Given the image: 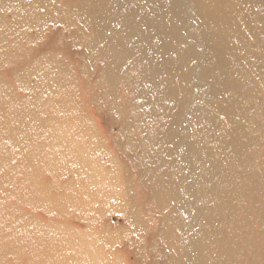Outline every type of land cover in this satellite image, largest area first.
I'll use <instances>...</instances> for the list:
<instances>
[{"label":"bare ground","instance_id":"obj_1","mask_svg":"<svg viewBox=\"0 0 264 264\" xmlns=\"http://www.w3.org/2000/svg\"><path fill=\"white\" fill-rule=\"evenodd\" d=\"M162 1L136 0L130 14L118 0L64 10L60 0H0V264H102L91 253H120L125 264L123 253L149 251L152 234L162 257L169 253L164 264H203L201 253H264V52L248 50L261 31L263 2ZM184 10L192 21L187 39ZM75 23V32L52 30ZM79 43L86 53L72 51ZM94 63L95 93L80 84ZM203 81L210 85L199 105ZM124 83L142 102L122 117L143 110L119 125L113 143L92 108L108 99L114 110ZM244 97V117L260 126L256 136L237 121ZM208 106L226 120L217 124ZM135 132L151 137L153 153L138 155L146 164L134 179L135 166L126 167L120 152L131 150ZM181 187L190 204L182 238ZM152 208L167 213L155 219ZM117 215L125 224L109 226Z\"/></svg>","mask_w":264,"mask_h":264},{"label":"rangeland","instance_id":"obj_2","mask_svg":"<svg viewBox=\"0 0 264 264\" xmlns=\"http://www.w3.org/2000/svg\"><path fill=\"white\" fill-rule=\"evenodd\" d=\"M60 1L61 2H60L59 6H60V9H62V10L65 9V7H64L65 3L70 4V5L82 4L85 7V9H86V6L89 8V6L92 3V0H60ZM166 1L167 0H163L160 3V6H163ZM260 1H262L263 5H264V0H260ZM180 2H184V0H180ZM115 6H117V4H115ZM136 6H137L136 0H120V1L118 0V10H122V11L124 10L130 14H133ZM26 11H28V10H26ZM142 12H145L144 14H147V12H148L147 8L145 11L142 10ZM258 12H259V15H261L264 12V8L259 9ZM189 13L190 12H185V10H184V13L181 14V16L183 17V20H184L183 26L185 27L182 31H185V33H186L187 29L190 28V25L192 22L191 16ZM263 15H264V13H263ZM150 17L151 16L140 17V18L143 20V18H150ZM8 18H10V15H8ZM169 18L171 20L173 19L172 16H170ZM53 26H55L57 29L53 28L52 30H60L59 32H62V33H64V31H69V30H72V32L73 31L75 32L76 28H81L78 24H76V26H73L67 30L64 29L63 26H59L57 24H54ZM254 27L256 28V24H254ZM257 31H255L254 37L250 38V40H249V42H250L249 44H251V47L248 50H251L250 53L256 52L257 54H260V53L264 52V21L262 22L261 31L260 32H257ZM53 33H52V37L55 36V34H53ZM186 34L187 35H185V39L188 38L189 32H187ZM195 41L198 44L199 38ZM196 43L194 42V44H196ZM76 45L77 46H74L72 51L79 52L82 50L79 53H82V52L86 53L87 48H86L85 44L79 43ZM96 46H97V44L95 45L94 43L91 45V47H90L92 50L91 54L93 52H95V49H97ZM76 48H80L81 50H78ZM197 49H198L199 53L201 54L202 52H200V50L203 51L202 50L203 46L201 45V47H198ZM53 50L57 51V52L61 51L62 54H66V49L63 46H55V48H53ZM131 52H134V49H131V51L128 53V56H127L128 58H129V56H131L130 55ZM126 60H127V58L125 59V62H126ZM129 60H130V58H129ZM96 64H97V67H92L89 65L87 67V70L89 69V71H90V74L88 75L89 80L87 81V83H85L83 79H80V84L83 86L84 85L87 86V88L90 89V92H93V93H95L96 87H97L96 86V75H94V74L99 73V69H100L99 63H94V65H96ZM212 65L214 66V64H212ZM194 68H195V70L194 69L192 70L193 75L196 74V72L200 68V65L196 66ZM130 71H132V69H130ZM132 72H131V74L133 75V77H135L137 75V71H132ZM130 76L131 75H129V79H130ZM195 79H196V77H195ZM251 80L254 81L255 87H257V88L261 87L260 81L255 76H252ZM209 85H210V83L207 81H203L202 85L200 84V86H202V87L199 88V91H198L199 94L197 95V99H195V102L197 100L199 105L205 102V98L208 94ZM143 89H144V91L148 90V88H143ZM129 90H131V89H127V86L125 85V83L123 84V87L118 88V94L119 95L116 99L114 110L112 109L113 106L110 105V101H108V99H107V101L100 100L99 107L94 106L92 108L93 113H94V117H95L96 121L99 122V126L103 127L104 130L107 132L106 138L110 139L113 143H114V139L118 143L119 125H121L122 123H125V122L132 123L133 121L139 120V117H137V116H139L140 111L143 110L142 108H137L138 114L134 117L128 116L127 120L125 117L124 118L122 117V114L124 115V112H127L126 110L123 111L124 109H128V111H129V108L131 106L139 105L142 102L141 99H136L134 97L135 95H132V93ZM258 94H259V97L262 98V100L264 102L263 92L262 91L260 92V90H259ZM261 94H262V96H261ZM246 101H247L246 97L239 99V103H241V104L237 108V110H238L236 113L237 117H238L237 121L241 125H243V127H246L248 129V131H250L254 136H256V133H260V131H259L260 126L256 127L255 124H249L250 123L249 118L244 117V113H245V106H244L245 103L244 102H246ZM118 104L120 106H118ZM212 104H211V106H212ZM211 106L210 107L208 106L207 109L214 113L216 123L222 124L223 121L226 120L224 113L222 112V110L215 109ZM118 112H119V115H118ZM128 115H129V113H128ZM118 116H121L123 118V120L120 121V118L118 119ZM164 121H165V119L160 120L161 123ZM118 122H119V124H118ZM156 124H157V122H156ZM156 124H155V126L152 125V127L156 128ZM263 124H264V122H263ZM167 126H168V121H167L165 127H167ZM133 128H134V125H131L128 130L130 131V129L132 130ZM128 130H127V133H128ZM188 131H190V130L188 129ZM123 136H124V134H123ZM133 137H134V140H133V143L131 146V150L128 152L126 149H124L123 153L120 152V154L123 155L121 161L126 167L129 168V166H130L131 170H132V166H135L136 172L132 171V175L133 174L135 175V176L133 175V177L135 179L137 174L139 175V177L141 176V173L143 174L144 167L146 164L145 162H143V160L141 161L140 159L137 158L138 155L144 154V158H145V156L149 157L153 152L150 153V150L148 147L152 141V140H150L151 137L140 134L139 132H135ZM126 138H127V136H126ZM126 138L124 136L123 141L126 142ZM127 140H128V138H127ZM126 143H124V146H126L125 145ZM172 147H173V145H172ZM115 149H116V153H117L118 152V146L115 147ZM125 156H127V158ZM157 174H158V171H157ZM178 179L179 178H178L177 173L175 175L174 174L170 175V181L174 182V185L179 183L180 179L179 180ZM190 180H191V178L189 180H187V183L185 182L182 185L183 189H185V187L187 185H189ZM182 187L180 188V191H176V192H178L177 203H179L177 205H179V206L182 205V214H180V212H179V209H181V207H178V206H177L178 215H177V212H173V214L177 215L176 220L177 221L181 220V223L180 222L178 223L179 227H180L179 230L183 229V230L179 231L181 238L183 237V235L185 233H187L186 232V229H187L186 225H188V223H189V219H188L187 214H188V212H190V210H189L190 204L187 202L188 200L186 199V196L184 194V190H182ZM136 190H137L138 198L140 200H144L145 196H146L144 191H140V188L136 189ZM184 198L186 200H184ZM183 204H184V206H183ZM153 209L154 208H152V211H153L152 217L155 219H159L160 217H163V215H165L167 213V212H164L163 210L159 211L157 209H155V210H153ZM165 211H167V210H165ZM184 212H185V214H184ZM108 218H110V217H108ZM107 224L111 227H114V225H116L118 228V224H121L123 226L125 224V221L122 219V217L117 215V216H113L112 218L108 219ZM251 227L256 228L257 223L252 222ZM154 239H155V236L153 234L150 236V238L145 237V240L147 243L145 246V248H146L145 250L146 251L149 250L147 253H140L139 254V253H133V252H126L125 251L126 253H123L124 263L125 264H164L163 262L166 261L168 259V257H170L168 255L169 253H164V255L162 257V254L160 253V251H158L159 245L154 244V242H155ZM152 241H153V244H152ZM183 241L184 240H182V242ZM116 246H117L116 250H118V245H116ZM122 247L124 250L127 249V246H125V243L120 244V249ZM151 248H153L152 251L150 250ZM155 252H157V253H155ZM249 252L248 253H225V256H223L224 253H201V261L203 262V264H221L222 262H224V264H238L241 262H242V264H261V262H263L264 253H252V252L249 253ZM93 254H94V256H93ZM91 256H92L91 261H99L100 260V261H102V264H119V262H120V253H91ZM6 259L8 262L12 261V258L9 255ZM163 259H164V261H162ZM226 259H228V260L225 262Z\"/></svg>","mask_w":264,"mask_h":264}]
</instances>
